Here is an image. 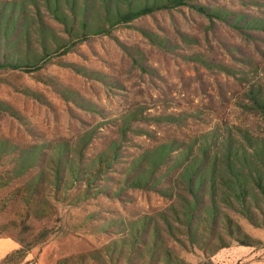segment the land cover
<instances>
[{
	"label": "rangeland",
	"instance_id": "obj_1",
	"mask_svg": "<svg viewBox=\"0 0 264 264\" xmlns=\"http://www.w3.org/2000/svg\"><path fill=\"white\" fill-rule=\"evenodd\" d=\"M45 1L0 0L3 20L11 3L23 6L13 11L9 37L0 29V61L23 54L27 41L41 54V27L52 45L51 32L67 37ZM60 12H70L64 2ZM71 47L38 70L0 68V263L18 240L34 245L25 264H264L257 204L253 224L220 186L212 222L207 184L189 225L179 197L165 194L190 198L179 176L185 166L207 172L217 154L216 173H227L220 168L227 145L253 153L264 142V0H193ZM64 144L80 168L99 155L114 158L90 183V198L79 180L67 197L57 191L54 210L40 219L28 183L55 172L52 153ZM165 144L171 153L157 167L151 157ZM37 147L49 157L5 185L17 155ZM137 173H155L156 185L132 186ZM38 188L56 195L55 186Z\"/></svg>",
	"mask_w": 264,
	"mask_h": 264
},
{
	"label": "trees",
	"instance_id": "obj_2",
	"mask_svg": "<svg viewBox=\"0 0 264 264\" xmlns=\"http://www.w3.org/2000/svg\"><path fill=\"white\" fill-rule=\"evenodd\" d=\"M190 1L193 0H81V2L77 0H46L45 2H48L49 7L53 9L55 17L65 26L67 37H57L51 32L52 45L44 41V39H47L48 32L46 33L44 28L41 27L39 34L42 41L41 54L31 53L29 42L27 41L25 42L26 49L24 53L12 56L10 58L11 61H7L4 57L3 59L6 61H0V68L21 69L26 72L38 70L52 60L53 53L56 54L58 52L61 55L68 54L72 50V40L80 42L86 40L92 34L107 35L116 26L128 25L139 17L153 14L156 10L189 5ZM61 2H64L68 6L70 11L68 15L60 12ZM8 7L10 14L6 20H3L2 16L4 15L2 10H0V29L3 31L4 37H9V34L15 29V23L11 22L13 20V11L17 8H20V10L23 9L22 5L19 6L15 3H11ZM53 46L55 51H53ZM259 107L264 118V103L259 104ZM226 148V153L223 157L226 159L224 161L226 163L220 168L227 173H216L219 169L217 164L220 160L217 154L212 157L213 163L209 165L208 171L204 173H194L196 167L199 169L200 164L193 161L196 164L195 167L192 164L189 167L185 166L183 173H179L180 179L186 185L190 198L180 194L165 193L166 196L171 198L174 196L179 197L181 204H183V216L189 225L198 212L201 200L200 192H205V185L207 184H209L208 191L211 196V202L204 209V212L212 222L217 216L215 195L219 191L220 186L224 187L223 193L227 195L225 201L231 205L232 202L238 203L240 212L246 215L253 224H256V222L254 221L251 203L257 204L258 210L264 215V207H259L258 205L263 204L264 206V142L261 146L255 147L252 151L253 153L248 152L245 148L242 151L235 150L233 144L227 145ZM171 150L170 144H165L160 147L156 155L151 157L154 164H157V167L163 164L166 157L171 153ZM67 152L68 148L66 144L57 146L52 153L55 157V172L35 173L32 180L28 183L30 198L33 201L39 200V203H41L40 209L36 210V216L40 219L47 218L50 216L49 213L54 210L55 202L60 200L57 191L60 190L63 193V198H65L67 197L68 190L72 189L79 180H83V184L88 185L86 188H81L85 191L84 198H90V183H94L97 176L103 174V166L107 168L114 158L112 157V160L109 158L104 162L105 157L99 155L98 159L89 168H80L79 165L73 162ZM40 156L49 157V154L44 152L42 147L24 149L17 155V173H9L10 175H8L9 177L5 185H9L11 181L25 176L27 171L37 165L36 161L39 160L38 158ZM205 157L204 155L203 158H200V162ZM184 158H187V154H185ZM184 158L183 160H185ZM257 164L262 169L256 167ZM63 168H66L67 173H61ZM154 174L137 173L130 180L127 179V182H130L136 188H147L150 185L154 187L156 184L151 183ZM38 186H55V197L53 195L47 197L45 192L42 194ZM32 200L28 199L26 203L30 205ZM48 235L49 233L47 231H43V233L39 234L38 239L40 242H44ZM16 242L19 247L8 253L0 264L27 263L34 245L32 244V246L26 248L21 241L16 240Z\"/></svg>",
	"mask_w": 264,
	"mask_h": 264
},
{
	"label": "crops",
	"instance_id": "obj_3",
	"mask_svg": "<svg viewBox=\"0 0 264 264\" xmlns=\"http://www.w3.org/2000/svg\"><path fill=\"white\" fill-rule=\"evenodd\" d=\"M0 241H2V239H0ZM17 244H18V243H17ZM18 247H19V245H18ZM18 247L13 246L10 250H8V253H10L11 251L17 249ZM8 253H6V254H8Z\"/></svg>",
	"mask_w": 264,
	"mask_h": 264
}]
</instances>
